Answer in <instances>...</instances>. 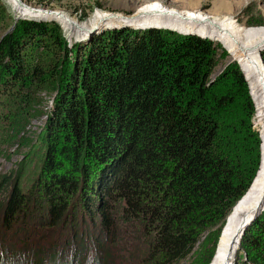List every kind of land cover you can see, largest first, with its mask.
<instances>
[{
	"label": "trees",
	"instance_id": "16d2710c",
	"mask_svg": "<svg viewBox=\"0 0 264 264\" xmlns=\"http://www.w3.org/2000/svg\"><path fill=\"white\" fill-rule=\"evenodd\" d=\"M9 1L25 15L56 17L70 36L106 21H132L212 37L236 55L255 82L253 92L264 99L251 62H261L264 40L256 48L246 46L238 35L230 37L212 22L161 14L128 20L100 15L99 24L96 17L90 26L75 27L59 14L31 11ZM216 55L214 42L198 35L123 29L70 44L56 21L29 16L16 21L0 42V135L20 130V119L30 114L42 93L58 90L44 132L39 175L48 205L47 225L66 224L65 197L82 194L85 214L105 237L115 227V210L122 220L141 225L148 240L146 264L186 258L203 231L219 224V236L224 224L232 227L208 264H232L241 241L248 259L240 264H264V211L258 216L264 208V161L260 167L262 139L253 126L255 105L237 63L213 75ZM262 114L264 137V109ZM33 198L18 182L13 185L0 204L6 230L22 215L41 220L36 214L39 201ZM238 204L243 209L229 221ZM74 231L62 238L60 234L63 243L54 240L49 249L34 251L37 259L24 264H74L75 254L97 251L98 235L80 240ZM233 236L237 246L231 257ZM72 240L78 244L77 250L71 246L75 251L70 259L65 249ZM6 251L5 245L0 248V264H6ZM97 259L93 263L101 264Z\"/></svg>",
	"mask_w": 264,
	"mask_h": 264
},
{
	"label": "rangeland",
	"instance_id": "374dc122",
	"mask_svg": "<svg viewBox=\"0 0 264 264\" xmlns=\"http://www.w3.org/2000/svg\"><path fill=\"white\" fill-rule=\"evenodd\" d=\"M23 1L30 6L23 8L43 13L48 11L46 12L48 14L61 13L64 15H59L64 18L65 22L71 24L69 22L71 21L77 23L78 26L80 24L90 26L95 23L96 17L98 18L97 24H99L103 20V18H100V15L104 18L121 17L123 20H128L138 18L139 16L161 14L189 20H206L212 22L230 37L238 35L246 46L256 48L262 44V41L264 40V0ZM31 8L37 10H32ZM3 11L5 12L4 14L1 13ZM28 16L58 22L60 28L65 35H67V40L70 44H73V42L76 41H86L94 34L98 35L107 31L123 29L132 30L133 33H142L143 31L150 29H160L164 31H173L177 35H198L212 40L216 47L217 67L213 73L214 76L221 72L223 67L230 62L237 63L240 68L243 69L240 61L236 58V55H233L223 42L202 35L193 30L180 31L175 28L160 25L135 24L132 21V23L129 21L115 23L106 21L101 25H94L90 30H81L82 27L80 29V31L83 32L82 34L78 33L74 36H70V32H67L62 21L56 19V17H45L38 14L25 15L22 12H17L9 0H0V42L3 36L14 28L17 20ZM71 25L74 26L73 24ZM262 52H264V47L259 52L261 62L258 59H254L251 62L257 69L264 89V59ZM244 74L246 75L245 71ZM245 77L249 84V93L255 105V113L252 119L253 126L260 134H262V143L264 144L263 127L260 121L262 119L261 115H263L262 110L264 109V99L260 100L259 95L253 92L255 82L252 83L247 75ZM254 81L258 80L256 79ZM52 91L53 90L44 91L41 95V100L34 105L30 114L23 116V118L20 119L22 125L20 130L17 131L16 127L15 131L10 133V136L6 137L4 134L0 135V204L5 203L13 185L18 182L24 192L31 193L34 198L36 196L39 201L38 203L40 204V207L37 208L39 210L36 214L42 216L40 220L39 218L33 219V217L29 218L22 215V217L19 218V222H13L12 229L6 230V226L3 223V208L2 205H0V248H3L5 245L8 249V252L6 251V264L33 263L37 259L34 251L38 252L40 248L49 249V246L51 247L54 240H58L57 242H60V244L63 243V239L61 238L66 234L71 236L75 232L74 229H77V236L80 240H82V238L88 240L89 236L93 237V235L96 234L101 243L100 245H97V251H93L92 249L90 252L89 249H85V251L82 253L80 252L78 256L75 254L74 258H77L74 260V264H94L93 259L95 257L99 258L96 263L101 262V264H146L148 260V240L145 231L141 229V225L136 220H122L118 215L119 212L115 210V227L112 233L108 234L106 238L100 225L96 223V225L93 224L88 213L85 214L82 208L84 205L83 197H81L82 194H72L71 196L65 197V200L69 204V212L67 215L69 221L66 224L54 227L47 225L45 220L48 217V205L43 195L39 175L42 173L41 170L44 158L43 152L45 147L42 144L44 132L47 127L49 114L53 110L56 91L58 90H55L54 93ZM1 118L2 116L0 115V122L2 121ZM10 127V125L7 126L8 130H12ZM33 205L32 202V209L34 208ZM85 206L86 205H84V207ZM115 207L117 206L115 205ZM235 207L236 210L233 208L229 221L230 219L233 221L237 210L241 211V209H243V206L239 204ZM262 211H264V208L259 212L258 216ZM245 220L246 218L242 220L240 224L241 227L246 222ZM26 221L29 222L25 224ZM254 222L252 224H254ZM20 227L29 229L30 231L23 230V228ZM221 227V224L207 227L203 231L201 239L196 245L194 251L186 258L173 262L172 264H208L211 258L215 255L216 247L220 243L227 242L228 239L226 235L229 234L232 224L228 226H225L224 224L219 236V230ZM249 228L245 231L246 234L248 233ZM60 234L62 235L61 238L59 237ZM73 241L74 240H72L70 245L65 249V254H68V258L70 259L73 251H75V249L77 250L78 243H74ZM241 242L236 258L232 264H240L242 260L244 261L248 259V253L242 248ZM72 245H76L74 250L73 247L71 248ZM58 246L59 248H57L60 249L61 246ZM236 246L237 241L233 236L231 237V243L228 250V255L231 257H233L235 253ZM80 247L81 246H78V248ZM11 248L17 251H13Z\"/></svg>",
	"mask_w": 264,
	"mask_h": 264
},
{
	"label": "water",
	"instance_id": "95a60500",
	"mask_svg": "<svg viewBox=\"0 0 264 264\" xmlns=\"http://www.w3.org/2000/svg\"><path fill=\"white\" fill-rule=\"evenodd\" d=\"M18 1V3L20 4V5H22L23 7H30V6H28L26 3H24V1L23 0H17ZM32 10H37V9H35V8H31ZM39 10V9H38ZM45 12H48V11H45ZM50 13H52V12H50ZM57 13V12H56ZM57 14H61V13H57ZM61 15H64V14H61ZM69 19V18H68ZM260 136H261V139H262V134H260ZM263 143H261V164H260V166H262V164H263Z\"/></svg>",
	"mask_w": 264,
	"mask_h": 264
},
{
	"label": "bare ground",
	"instance_id": "6f19581e",
	"mask_svg": "<svg viewBox=\"0 0 264 264\" xmlns=\"http://www.w3.org/2000/svg\"><path fill=\"white\" fill-rule=\"evenodd\" d=\"M22 6V5H21ZM23 7V6H22ZM71 24H73L74 26H76V27H79L76 23H73V22H71V21H69ZM243 70V69H242ZM244 72V71H243ZM246 76V75H245ZM260 168V167H259ZM258 172V171H257ZM257 174V173H256Z\"/></svg>",
	"mask_w": 264,
	"mask_h": 264
}]
</instances>
